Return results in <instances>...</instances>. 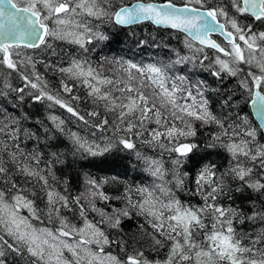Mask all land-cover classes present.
<instances>
[{"label": "snow or ice", "instance_id": "1", "mask_svg": "<svg viewBox=\"0 0 264 264\" xmlns=\"http://www.w3.org/2000/svg\"><path fill=\"white\" fill-rule=\"evenodd\" d=\"M146 23L183 34L175 39L188 54L173 48L175 58L167 63L108 56L93 63L92 54L99 56L98 46L113 35H130L137 48L148 44L134 31ZM258 25H264V0H184L182 6L173 0H0V98L10 100L12 109L26 98L49 109L58 106L104 140L96 143L66 132L65 120L51 112L52 128L38 121L43 135L32 132L24 126L29 114L0 104V264H9L10 255L13 264H264V227L254 233L237 228L264 224V205L250 214L243 207L249 192L264 199V143L257 141L258 133L264 140V30ZM57 42L79 54L65 51L62 56ZM189 64L221 84L234 78L252 98L259 127L240 114L234 93L177 71ZM49 73H59V89L50 86ZM17 78L18 85L12 82ZM80 90L83 97L76 94ZM209 92L221 94L219 115L210 107ZM81 102L91 109L82 112ZM197 122L215 127L206 149L223 150L226 166L211 161L210 151L201 154L193 142ZM56 133L67 136L82 154L126 153L132 167L152 182L126 186L121 196L108 197L100 190L104 181L89 178L85 192L71 196L67 181L61 184L54 171L63 154L44 151L57 146L52 143L59 139ZM29 140L36 142L31 148ZM181 192L202 203L185 202ZM233 192L242 203L223 207L219 201L232 199ZM97 198L125 204L109 213L96 207ZM65 211L78 212L81 223H72ZM89 211L100 219H89ZM133 215L144 218L140 238H127L122 227ZM146 240L157 253L166 248V256L150 259L141 247Z\"/></svg>", "mask_w": 264, "mask_h": 264}, {"label": "trees", "instance_id": "2", "mask_svg": "<svg viewBox=\"0 0 264 264\" xmlns=\"http://www.w3.org/2000/svg\"><path fill=\"white\" fill-rule=\"evenodd\" d=\"M179 0H173L176 5H181ZM135 0H125V3H132ZM157 3L165 2V0H155ZM264 25H258V30H263ZM134 31L137 33V38H142L147 40L149 43L145 44L142 48L135 47V40L129 35L127 38L121 33L119 35H113L109 42H105L98 46L97 51L100 53L98 56L96 53L92 54L93 63L98 61L101 56L108 57H123L126 60H130L136 63H167L170 58H175L171 49H178L183 54H188L187 50L184 48L183 44L180 40L175 39L177 35H180L175 32H171L169 30H161L153 27L150 24H145L141 26H137ZM181 36V35H180ZM155 37V41L152 38ZM182 38V36H181ZM181 43V44H180ZM59 45L58 51L63 53L66 52H77L73 46L63 44L61 42H57ZM167 44L169 47L165 48L163 45ZM156 45H160L157 47ZM209 54H212V50H206ZM51 60H55L56 57H50ZM38 70L41 73H44V68L42 65H38ZM110 66H106L108 68ZM191 69V70H190ZM177 71L182 74H186L189 76L192 81L196 80H204L213 88H221L224 93H234L233 101L239 102L240 106V114L242 116H246L249 121V125L258 128L254 119L252 118L250 109H249V101L250 98L248 93L244 90L240 89L236 80L234 78L226 79L222 84L216 80L215 77L211 76L208 71L201 70L199 66L195 69L192 68V65H180L177 66ZM49 82L50 86L59 89L60 88V79L59 73L55 75L46 74L45 77ZM14 84H20V81L17 79H13ZM76 94L80 96H84L85 93L83 90L78 91ZM208 98L210 101L211 109L219 115L222 111L220 107V99L221 94L209 92ZM76 104L75 101L72 102ZM0 104H4L9 107L10 111L17 113L18 115L21 113H27L30 115V119L24 121V126L30 129L32 132L39 131L41 135H43V128L37 123L38 121H43L46 127L52 128L51 121L48 120V115L51 112L54 115H57L61 119L65 120V131L66 132H78L81 136L88 138L90 141L96 143H103L102 141L98 142L97 138L102 137V134L96 132V136L91 137L92 132L96 131L95 129H88L87 126L83 125L82 122L77 121L74 117H71L69 113H67L64 109L56 106L53 109H49L46 103H36L33 104L29 98H26L24 103L21 105L19 109H12L10 107L11 101L0 98ZM91 109L90 103L81 102L80 110L82 112H86ZM155 126V125H152ZM197 127V137L194 138L193 142H196L199 145L201 154L205 151L212 152L210 160L217 163L218 165L226 166L227 154L221 149H206V143L210 140L213 132L216 131L215 127L212 125H208L205 127H200L199 123L196 124ZM59 137L58 140L52 141L53 144L57 145L53 149H44L45 155H48L51 151L59 152L62 155L63 163H58L55 165L54 171L56 172L57 177L60 179L61 184L64 181H67L68 191L71 196L75 197L85 192L87 185L85 181L89 178L96 180L97 182L104 181L101 187V191L108 197H117L121 196L126 191V186H134L141 184H150L152 181L149 176L144 174L142 170L137 167H132V157L128 156L126 153H119L118 155H105L103 157H93L87 154H82L77 152L74 145L68 139L67 136L62 135L60 133H56ZM104 135L110 136L111 133H105ZM95 139V140H94ZM257 141L264 143V140H261L260 134L257 135ZM36 142L34 140H29L27 142L28 148L33 147ZM142 151L147 152L149 155H155L151 148H145L144 146L138 145ZM43 147V144L41 145ZM121 157H125L121 160ZM165 159H167V155L165 154ZM208 161H205L207 163ZM126 171V174H125ZM223 171V167L221 168ZM191 175V173H190ZM112 177H118V179L113 180ZM187 187L191 188L192 185H188ZM60 191H63V187L59 188ZM179 197L185 202H191L192 204L199 205L202 203L198 196H191L187 192H181L178 194ZM248 196L250 197V201H254L255 203H251L249 200H243V207L245 211L251 213L253 207L257 210L260 209L261 205H264V199H261L258 194L249 192ZM137 197L134 195L133 199ZM85 203V201H82ZM219 203L223 207H229L234 205H240L242 203V197L233 192L232 199H228L227 197L222 198ZM96 207L103 209L106 212H111L112 209L122 208L124 207L125 202L123 200L117 199H109V200H100L96 199L95 201ZM41 207L43 205L41 204ZM63 215L67 216L72 223L80 224L81 221L78 217L77 213L67 212L65 211ZM89 219L99 220L100 216L95 213L89 211L88 213ZM46 224L47 221L45 220ZM144 224V218L142 216H135L131 220H124L122 227L124 233L127 234V238H130L132 235H136L140 238V228L139 226ZM50 226V225H48ZM145 227L148 231H151V228L145 224ZM264 227V224L257 221L255 223H245L243 225H237L238 230L254 233ZM106 231H113L108 230ZM245 244H248V240H244ZM150 240H146L142 243L141 247L145 251L146 255L150 259H163L167 254V249H161L159 253L152 250L149 247ZM117 251L115 249H110ZM14 256H9V264H13Z\"/></svg>", "mask_w": 264, "mask_h": 264}, {"label": "water", "instance_id": "3", "mask_svg": "<svg viewBox=\"0 0 264 264\" xmlns=\"http://www.w3.org/2000/svg\"><path fill=\"white\" fill-rule=\"evenodd\" d=\"M152 26L155 27V28H157L154 25H152ZM158 29H161V30H171V29H163V28H158ZM214 37H218V38L222 39L219 36H214ZM249 109H250V112H251V115H252L254 121L256 122L257 126L259 127V119H258V117L256 115V108L253 106V100H252V98L250 99V102H249Z\"/></svg>", "mask_w": 264, "mask_h": 264}, {"label": "rangeland", "instance_id": "4", "mask_svg": "<svg viewBox=\"0 0 264 264\" xmlns=\"http://www.w3.org/2000/svg\"><path fill=\"white\" fill-rule=\"evenodd\" d=\"M177 1V0H176ZM180 1V3H181V5H183V3H184V0H179ZM178 1V2H179ZM170 31V30H169ZM171 32H173V31H171ZM181 36H183L182 34H180ZM187 50V49H186ZM195 82V81H194ZM91 137H94V136H91ZM95 137H98V136H95ZM102 139V137H98L97 138V140H98V142L100 141H102L101 140ZM95 140V139H94ZM150 179H151V181H152V178L150 177ZM25 215L27 214V213H24ZM34 223H36L37 224V226H42V225H40V223H39V221H34ZM45 224H46V222H45ZM48 226V225H47ZM52 225H50L49 227H51ZM94 247V246H93ZM65 255L68 257V258H71L70 257V254L69 253H67V252H65Z\"/></svg>", "mask_w": 264, "mask_h": 264}, {"label": "bare ground", "instance_id": "5", "mask_svg": "<svg viewBox=\"0 0 264 264\" xmlns=\"http://www.w3.org/2000/svg\"><path fill=\"white\" fill-rule=\"evenodd\" d=\"M177 6H182V5H177ZM170 31H172V30H170ZM174 32V31H173ZM183 35V34H182ZM181 44V43H180ZM253 118V117H252Z\"/></svg>", "mask_w": 264, "mask_h": 264}, {"label": "flooded vegetation", "instance_id": "6", "mask_svg": "<svg viewBox=\"0 0 264 264\" xmlns=\"http://www.w3.org/2000/svg\"><path fill=\"white\" fill-rule=\"evenodd\" d=\"M264 30V29H263Z\"/></svg>", "mask_w": 264, "mask_h": 264}]
</instances>
